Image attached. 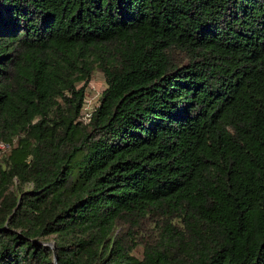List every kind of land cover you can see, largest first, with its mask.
Returning a JSON list of instances; mask_svg holds the SVG:
<instances>
[{
  "label": "trees",
  "instance_id": "16d2710c",
  "mask_svg": "<svg viewBox=\"0 0 264 264\" xmlns=\"http://www.w3.org/2000/svg\"><path fill=\"white\" fill-rule=\"evenodd\" d=\"M0 138V264H264V0H0Z\"/></svg>",
  "mask_w": 264,
  "mask_h": 264
},
{
  "label": "rangeland",
  "instance_id": "374dc122",
  "mask_svg": "<svg viewBox=\"0 0 264 264\" xmlns=\"http://www.w3.org/2000/svg\"><path fill=\"white\" fill-rule=\"evenodd\" d=\"M105 86L106 83L103 73L101 71H95L92 79L90 80L87 86V100L89 108L97 105L99 101L98 96L101 91L105 88ZM48 242H52V240Z\"/></svg>",
  "mask_w": 264,
  "mask_h": 264
},
{
  "label": "built area",
  "instance_id": "2783aa9c",
  "mask_svg": "<svg viewBox=\"0 0 264 264\" xmlns=\"http://www.w3.org/2000/svg\"><path fill=\"white\" fill-rule=\"evenodd\" d=\"M95 106L89 108L86 95L82 103L80 118L83 119L85 122L88 121ZM7 148H9V143L0 138V151L6 150Z\"/></svg>",
  "mask_w": 264,
  "mask_h": 264
},
{
  "label": "water",
  "instance_id": "95a60500",
  "mask_svg": "<svg viewBox=\"0 0 264 264\" xmlns=\"http://www.w3.org/2000/svg\"><path fill=\"white\" fill-rule=\"evenodd\" d=\"M43 243H44L45 245H48V246H50V247L52 248V250H53V262H54L55 264H57V259H56V254H55V247H54L53 242L43 241Z\"/></svg>",
  "mask_w": 264,
  "mask_h": 264
}]
</instances>
